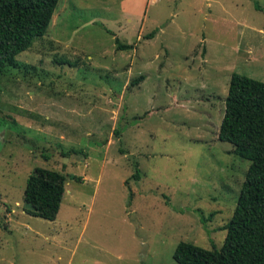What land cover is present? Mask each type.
<instances>
[{"label": "rangeland", "instance_id": "obj_1", "mask_svg": "<svg viewBox=\"0 0 264 264\" xmlns=\"http://www.w3.org/2000/svg\"><path fill=\"white\" fill-rule=\"evenodd\" d=\"M16 60L0 77V264L221 248L250 163L218 131L232 74L264 83V0H59ZM37 168L65 179L55 221L27 213Z\"/></svg>", "mask_w": 264, "mask_h": 264}, {"label": "trees", "instance_id": "obj_2", "mask_svg": "<svg viewBox=\"0 0 264 264\" xmlns=\"http://www.w3.org/2000/svg\"><path fill=\"white\" fill-rule=\"evenodd\" d=\"M59 0H0V77L18 66L16 57L27 51L48 31ZM153 37V33L150 34ZM118 50H130L115 39ZM140 76L132 81L136 85ZM1 113V111H0ZM219 141L233 146L232 153L250 165L241 185L235 209L220 249L206 250L180 242L173 259L177 264H264V83L232 74L225 110L218 131ZM77 155L70 150L63 154ZM133 178L140 173L135 164ZM65 193L64 177L37 168L26 180L23 199L30 216L55 221ZM202 222L206 219L201 215Z\"/></svg>", "mask_w": 264, "mask_h": 264}]
</instances>
